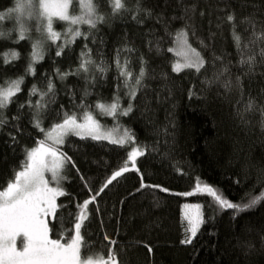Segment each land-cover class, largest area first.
Here are the masks:
<instances>
[{"label":"trees","instance_id":"trees-1","mask_svg":"<svg viewBox=\"0 0 264 264\" xmlns=\"http://www.w3.org/2000/svg\"><path fill=\"white\" fill-rule=\"evenodd\" d=\"M96 3L104 22L95 29L80 25L88 38H77L60 56L57 45L64 37L47 41L43 59L33 64L35 75L26 69L33 44L41 39L40 21L26 11L0 20L5 33L0 38V85L24 78L14 102L3 110L7 123L0 127V189L21 170L27 151L44 139L34 126L36 109L29 102L41 99L39 92L47 91L49 80L55 94L43 98L52 101L41 114L45 129L61 122L65 113L78 118L86 111L96 113L98 103L110 104L118 95L122 109L132 105L119 120L144 154L138 156L137 168L128 167L86 210L88 254L107 253V234L117 241L120 264H264V201L246 211L221 209L203 189L204 184L213 186L237 204L264 192V0H125L127 10L115 15L109 0ZM15 4L0 0V13L7 14ZM22 25L25 39L20 40ZM65 27L54 23L61 33ZM181 32L205 61L199 72L173 71ZM89 50L105 71L92 66L88 73L61 80L57 69L76 72L81 53ZM13 51L18 59L12 58ZM117 58L128 62L134 77L144 70L135 98L128 95ZM33 86L39 90L36 95L30 94ZM58 147L75 163L62 172L66 195L58 197L62 206L53 221L52 238L67 239L81 210L78 205L127 165L129 146L69 136ZM185 192L195 194L180 195ZM185 203L201 205L204 220L190 244L181 242L190 235Z\"/></svg>","mask_w":264,"mask_h":264},{"label":"snow or ice","instance_id":"snow-or-ice-1","mask_svg":"<svg viewBox=\"0 0 264 264\" xmlns=\"http://www.w3.org/2000/svg\"><path fill=\"white\" fill-rule=\"evenodd\" d=\"M109 3L112 6L114 15L121 10H127L125 0H109ZM74 5L77 9L75 11L73 10ZM25 11L29 18L35 16L40 21L36 27L41 33V39L33 44V60L26 69V72L32 75H35L33 64L43 59L42 50L47 41L56 43L61 40L62 36L64 37V43L57 45L56 55L60 56L64 48L73 44L77 38L83 37L85 40L88 38L89 33L82 32L80 25H87L89 29H95L98 23L105 20L104 15L99 12L96 0H16L15 7L9 9L7 14L0 13V20L5 19L7 15L13 12L23 14ZM227 19L232 21L234 17L229 15ZM57 22L66 24L63 33L54 30V23ZM249 23L252 22L249 21ZM24 32L25 29L22 25L19 35L20 40L25 39ZM180 35L184 37L182 43L187 50L178 53L184 56V63L175 64L173 71L180 72L185 68H194L199 72L205 64L201 53L188 44L186 33L181 32ZM4 36L5 33L0 32V38ZM233 36L239 42V35L233 33ZM90 51L81 53V63L76 72L62 73L57 69L59 78L63 80L68 75H76L80 72L88 73L92 66L98 71L104 72L105 69L100 65H96L91 59ZM169 51H172V49H169ZM261 54L264 55V51ZM11 56L13 59H18L19 53L13 51ZM251 60L252 57H249V61ZM8 62L7 54H5V63ZM241 63H245V61L242 60ZM116 64L120 70V76L125 77V87H130L128 95L130 98H135V86L141 84L145 75L143 68L140 69L139 75L134 77L128 69L127 61L121 64L117 58ZM23 81L24 78L21 76L16 80L7 81V86L0 85V127L7 123L3 110L14 102L13 98L21 91ZM129 81L133 82L131 86ZM54 90L55 85L49 80L47 91L39 92L41 99L35 105L29 102V107L36 109L34 126L44 135V139L39 140L37 146L27 151V157L21 166V170L16 171L14 178L10 179L6 186L0 189V264H120L118 254L114 248L117 241L108 237L107 234L103 238L108 243L107 253L88 254L91 245L86 239V232L83 229L85 221L89 219L86 215L89 205L96 200V196L103 192L108 185L128 172L129 168L125 164V166L113 172L99 192L91 196L90 199L84 200L82 205H78L81 210L73 221V228L70 230L67 239L63 235L54 239L52 238L53 221L59 218L58 208L62 206L57 203V199L66 195L61 186V181L67 177L62 175V172L68 164L75 167L71 157L63 153L58 146L63 145L69 136H78L81 139L109 140L113 144L124 146L134 140V134L125 129L120 138H114L113 132L102 130L99 121L94 118L91 112L87 111L80 118L75 113H65L61 122L55 123L47 129L41 127V114L46 110L47 104L52 102L43 101V98L48 96L49 93H52L54 97ZM38 91L33 86L30 94L36 95ZM85 95H87V92H85ZM96 107L101 110L102 114L113 117L118 115L127 116L132 111L131 104L127 108L122 109L120 107L118 95L110 104L98 103ZM252 107L253 103L250 101L247 108L251 109ZM261 111L264 113V109ZM17 118L14 117L13 119ZM143 154L142 149L133 148L128 153V159L135 166L136 157ZM48 173L51 174L50 177L47 175ZM53 182L56 186H52ZM144 186L142 183V187ZM196 188L198 190L201 188L199 182L196 184ZM203 189L206 194L214 198L221 209H233L237 212L246 211L264 201V192L251 197L248 203L237 204L229 201L222 194H218L213 186L204 184ZM160 190L169 191L166 188ZM194 194V192H185L180 195L188 197ZM183 207L186 210L195 209L194 213L185 212V219L189 224L187 231L190 232V235L181 242L190 244L192 239L196 237L204 220L200 212L201 205L185 204ZM149 252H151V248H149Z\"/></svg>","mask_w":264,"mask_h":264},{"label":"rangeland","instance_id":"rangeland-1","mask_svg":"<svg viewBox=\"0 0 264 264\" xmlns=\"http://www.w3.org/2000/svg\"><path fill=\"white\" fill-rule=\"evenodd\" d=\"M183 40H184V37H182L181 35H179L178 40H177V44L175 46V51H176V54L178 56L176 64L177 63H180V64H183L184 63V56L178 54L182 50H185V51L187 50L186 48L183 47V43H182ZM187 41H188V38H187ZM188 44H190L189 41H188ZM100 103H103V102H100ZM91 114L94 116V118L96 120L99 121L100 125L102 126V130H107V131H112L113 132V137L114 138H117V139L120 138L123 135L124 130L125 129L128 130L124 126V124L119 120V117L118 116L117 117H113V116H109V115H106V114H102L100 109H97V112L96 113L91 112ZM107 141H109V140H107ZM125 145H128L129 146V153L133 150V148H139V149H141V147H139V145L136 144L134 142V140L131 143H126ZM137 158H138V156L136 157V160H135V166H133L132 161L128 159L127 167H129V168H137ZM47 175L50 177L51 174L48 173ZM52 186H56L54 182H53ZM185 204L195 205V203H185ZM186 211H190V212H193L194 213L195 212V209L186 210L184 208V214H185ZM200 212H201V210H200Z\"/></svg>","mask_w":264,"mask_h":264}]
</instances>
